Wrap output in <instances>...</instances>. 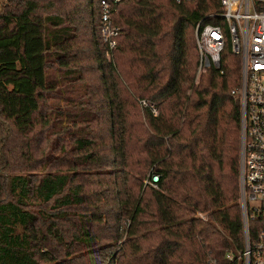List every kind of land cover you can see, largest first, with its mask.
I'll list each match as a JSON object with an SVG mask.
<instances>
[{
  "label": "trees",
  "instance_id": "16d2710c",
  "mask_svg": "<svg viewBox=\"0 0 264 264\" xmlns=\"http://www.w3.org/2000/svg\"><path fill=\"white\" fill-rule=\"evenodd\" d=\"M219 9L118 0L108 48L99 0H0V264H232L239 58L195 73L193 36Z\"/></svg>",
  "mask_w": 264,
  "mask_h": 264
},
{
  "label": "built area",
  "instance_id": "2783aa9c",
  "mask_svg": "<svg viewBox=\"0 0 264 264\" xmlns=\"http://www.w3.org/2000/svg\"><path fill=\"white\" fill-rule=\"evenodd\" d=\"M118 0H99V34L115 46L117 28L110 16ZM180 1V0H175ZM220 9L196 21L193 36L198 54L196 73L220 67L227 45L239 58V78L230 90L238 103L237 186L241 245L224 256L232 264H264V0H217ZM221 72V70H220ZM154 112V108H152ZM147 182H152L157 176Z\"/></svg>",
  "mask_w": 264,
  "mask_h": 264
},
{
  "label": "rangeland",
  "instance_id": "374dc122",
  "mask_svg": "<svg viewBox=\"0 0 264 264\" xmlns=\"http://www.w3.org/2000/svg\"><path fill=\"white\" fill-rule=\"evenodd\" d=\"M195 73H196V70H195ZM155 110V109H154ZM156 112V110L154 111V113ZM153 178V176H151V179Z\"/></svg>",
  "mask_w": 264,
  "mask_h": 264
}]
</instances>
